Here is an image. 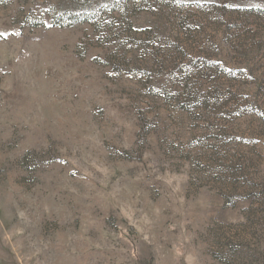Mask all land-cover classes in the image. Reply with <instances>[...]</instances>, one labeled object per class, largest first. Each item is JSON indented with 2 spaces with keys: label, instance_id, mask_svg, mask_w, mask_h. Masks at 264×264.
<instances>
[{
  "label": "rangeland",
  "instance_id": "rangeland-1",
  "mask_svg": "<svg viewBox=\"0 0 264 264\" xmlns=\"http://www.w3.org/2000/svg\"><path fill=\"white\" fill-rule=\"evenodd\" d=\"M0 264H264V0H0Z\"/></svg>",
  "mask_w": 264,
  "mask_h": 264
},
{
  "label": "trees",
  "instance_id": "trees-1",
  "mask_svg": "<svg viewBox=\"0 0 264 264\" xmlns=\"http://www.w3.org/2000/svg\"><path fill=\"white\" fill-rule=\"evenodd\" d=\"M55 21H56V23H59V24H60V22H59V21H60L59 18H56Z\"/></svg>",
  "mask_w": 264,
  "mask_h": 264
}]
</instances>
